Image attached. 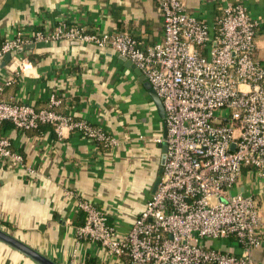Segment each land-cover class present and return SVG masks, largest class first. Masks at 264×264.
Wrapping results in <instances>:
<instances>
[{"label": "crops", "instance_id": "obj_1", "mask_svg": "<svg viewBox=\"0 0 264 264\" xmlns=\"http://www.w3.org/2000/svg\"><path fill=\"white\" fill-rule=\"evenodd\" d=\"M235 1H242L259 20L256 55L264 64V0L185 4L188 12L214 27L224 7ZM62 22L88 32L126 31L143 47L164 36L157 0H0V42L18 32L25 38L37 30L53 32ZM13 52L26 54L29 64L23 71L22 60L5 62V56L0 57L1 97L41 108L55 93L62 99L60 112L104 128L117 142L106 147L80 130L59 135L53 124L22 129L11 120L0 122V135L9 137L35 168L29 172L13 167L0 157V227L62 264H88V259L123 264L99 242L78 235L86 218L78 203L83 198L95 202L120 232H127L153 194L163 154L155 138L164 137V122L146 75L110 45L68 37ZM234 187L258 201L260 243L248 249L235 236L203 241L264 264V176L245 167ZM0 264L39 263L0 240Z\"/></svg>", "mask_w": 264, "mask_h": 264}, {"label": "built area", "instance_id": "obj_2", "mask_svg": "<svg viewBox=\"0 0 264 264\" xmlns=\"http://www.w3.org/2000/svg\"><path fill=\"white\" fill-rule=\"evenodd\" d=\"M164 36L143 47L126 31L88 32L61 23L53 32H21L0 42V57L29 64L13 51L28 41L61 37L112 46L131 58L161 97L167 120V159L157 189L127 232L109 221L105 210L83 198L80 237L99 242L123 264H256L250 256L207 246L203 238L235 236L248 249L260 243L261 214L252 194L233 192L245 167L264 176V64L256 55L259 23L242 1L229 3L211 27L188 12L185 0H157ZM13 78L8 79L10 83ZM53 93L47 107L0 96V122L18 128L53 124L59 135L80 130L110 147L117 140L104 128L57 109ZM234 144V146H233ZM0 157L34 172L22 152L0 135ZM127 257V260H123Z\"/></svg>", "mask_w": 264, "mask_h": 264}, {"label": "water", "instance_id": "obj_3", "mask_svg": "<svg viewBox=\"0 0 264 264\" xmlns=\"http://www.w3.org/2000/svg\"><path fill=\"white\" fill-rule=\"evenodd\" d=\"M41 45H45V41H38L36 43H31L28 46H24L19 48V50H23L26 48H32L34 46H41ZM12 57V52L8 51L5 54V62L9 61ZM127 57V56H125ZM136 63L134 62V65ZM139 72L141 73L142 70L141 68H139ZM145 82L146 85L151 89V93L154 96L155 102L158 106V110L160 115L163 117V122H164V137L167 136V132H168V126H167V120L165 117V108H164V104L163 101L161 99V97L159 96V94L157 93V91L155 90V88L152 86L151 82L148 80V78L145 76ZM162 146H163V154L160 160V169L158 172V176L155 180L154 183V188H153V192L157 189L158 187V183L160 181L161 175L164 172V166L166 163V159H167V144L165 142H161ZM234 146V144H233ZM0 240L6 242L7 244L13 246L14 248L18 249L19 251H21L22 253L26 254L27 256H29L30 258H32L33 260H35L37 263L39 264H62L58 261H56L55 259L51 258L50 256L42 253L41 251H39L38 249H36L35 247L31 246L29 243H27L26 241L22 240L21 238L17 237L16 235H14L13 233L9 232L8 230L1 228L0 227Z\"/></svg>", "mask_w": 264, "mask_h": 264}, {"label": "trees", "instance_id": "obj_4", "mask_svg": "<svg viewBox=\"0 0 264 264\" xmlns=\"http://www.w3.org/2000/svg\"><path fill=\"white\" fill-rule=\"evenodd\" d=\"M139 41V39L137 38ZM140 42V41H139ZM141 43V42H140ZM88 264H97L93 259H88Z\"/></svg>", "mask_w": 264, "mask_h": 264}, {"label": "rangeland", "instance_id": "obj_5", "mask_svg": "<svg viewBox=\"0 0 264 264\" xmlns=\"http://www.w3.org/2000/svg\"><path fill=\"white\" fill-rule=\"evenodd\" d=\"M233 192H234V193L237 192L236 189H235V187H234V189H233ZM245 194H247V193H245ZM137 216H138V215H137ZM137 216H136V218H137ZM136 218H135V219H136Z\"/></svg>", "mask_w": 264, "mask_h": 264}]
</instances>
